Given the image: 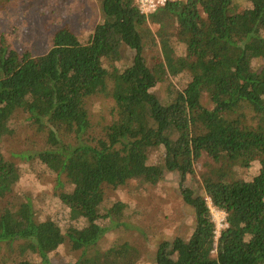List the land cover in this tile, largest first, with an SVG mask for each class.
I'll return each mask as SVG.
<instances>
[{"label":"trees","instance_id":"trees-1","mask_svg":"<svg viewBox=\"0 0 264 264\" xmlns=\"http://www.w3.org/2000/svg\"><path fill=\"white\" fill-rule=\"evenodd\" d=\"M99 5L91 31L65 24L39 56L0 33V264H53L61 248L75 252L65 264H141L146 243L94 250L140 213L105 189L146 195L170 174L195 226L150 264H264V0ZM100 98L110 116L95 130ZM24 132L41 149L6 155ZM27 175L49 191L16 189ZM209 204L225 214L217 239Z\"/></svg>","mask_w":264,"mask_h":264},{"label":"rangeland","instance_id":"rangeland-1","mask_svg":"<svg viewBox=\"0 0 264 264\" xmlns=\"http://www.w3.org/2000/svg\"><path fill=\"white\" fill-rule=\"evenodd\" d=\"M99 1L18 0L5 12L0 13V33L5 35L18 52L29 50L32 55L39 56L48 51L52 34L65 24L70 25L76 33L91 31L101 17ZM155 67L159 71V66ZM88 108L91 124L95 130H99L109 120L111 103L104 98L95 99L88 104ZM89 134L90 131L87 136ZM25 146L30 147L31 151L39 150L42 140L32 133L18 134L16 139L6 143L5 153L9 156L18 154L25 150ZM245 171L241 170L240 173ZM14 184L16 189L30 191L35 195L40 191H49L47 183H31L28 175L20 176ZM105 193L109 203H130L140 213L125 219L126 225L133 228L132 230L121 229L108 234L98 242L95 251L103 250L114 243H146L149 247H145L148 255L141 264H150L152 248L159 241L175 237L188 238L194 230L193 210L182 201L179 178L175 174L165 176L146 195L134 192L129 186H108ZM73 255L75 252L61 248L51 262L65 264L70 262L69 259Z\"/></svg>","mask_w":264,"mask_h":264},{"label":"built area","instance_id":"built-area-1","mask_svg":"<svg viewBox=\"0 0 264 264\" xmlns=\"http://www.w3.org/2000/svg\"><path fill=\"white\" fill-rule=\"evenodd\" d=\"M177 0H136L139 6V10L142 14H151L157 11L159 8L164 7L169 2ZM209 210L212 222L214 223V239L219 237L220 232L226 228L225 214L214 206H210Z\"/></svg>","mask_w":264,"mask_h":264}]
</instances>
